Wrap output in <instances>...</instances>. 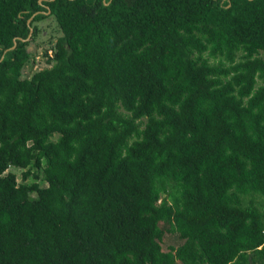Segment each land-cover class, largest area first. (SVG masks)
Returning a JSON list of instances; mask_svg holds the SVG:
<instances>
[{
  "label": "trees",
  "instance_id": "trees-1",
  "mask_svg": "<svg viewBox=\"0 0 264 264\" xmlns=\"http://www.w3.org/2000/svg\"><path fill=\"white\" fill-rule=\"evenodd\" d=\"M39 1L0 0V264H264V0Z\"/></svg>",
  "mask_w": 264,
  "mask_h": 264
},
{
  "label": "rangeland",
  "instance_id": "rangeland-1",
  "mask_svg": "<svg viewBox=\"0 0 264 264\" xmlns=\"http://www.w3.org/2000/svg\"><path fill=\"white\" fill-rule=\"evenodd\" d=\"M39 26L42 29V32L38 36L37 40L29 46V50H33L35 52L34 69H44L48 67L45 63L46 57L43 55V52L50 45L48 41L51 38H53L54 41L55 38L60 35L53 18L48 17L44 21L40 22ZM26 71L25 73H27ZM16 173L18 174V178H20V171H16ZM29 182L31 183L33 180L30 179Z\"/></svg>",
  "mask_w": 264,
  "mask_h": 264
},
{
  "label": "water",
  "instance_id": "water-1",
  "mask_svg": "<svg viewBox=\"0 0 264 264\" xmlns=\"http://www.w3.org/2000/svg\"><path fill=\"white\" fill-rule=\"evenodd\" d=\"M39 2H41V0H40ZM31 20H32V18H31V19H29L27 23H30V22H31ZM31 33H32V30H30V34H31ZM15 45H16V44H14V46H13L12 48H14V47H15Z\"/></svg>",
  "mask_w": 264,
  "mask_h": 264
}]
</instances>
